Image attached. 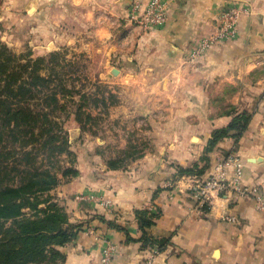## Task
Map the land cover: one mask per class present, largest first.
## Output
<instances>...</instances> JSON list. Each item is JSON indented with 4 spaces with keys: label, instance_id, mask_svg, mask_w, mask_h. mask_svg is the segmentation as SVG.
Segmentation results:
<instances>
[{
    "label": "crops",
    "instance_id": "obj_1",
    "mask_svg": "<svg viewBox=\"0 0 264 264\" xmlns=\"http://www.w3.org/2000/svg\"><path fill=\"white\" fill-rule=\"evenodd\" d=\"M166 1L167 22L147 32L128 21L134 0L23 2L20 21L34 20L51 52L80 48L101 70L100 83L131 87L130 108L149 133L144 155L128 168L80 173L52 192L71 222L87 225L63 249L64 264H103L109 245L115 248L110 264H264V0ZM233 5L249 11L233 39L189 61ZM233 110L251 115L247 131L208 151ZM230 160V184L235 187L236 160L239 187L257 189L261 200L232 188L214 193L210 206L199 205L193 187ZM181 168L193 173L180 174ZM145 210L155 215L146 244L137 216ZM160 240H167L164 247L155 243Z\"/></svg>",
    "mask_w": 264,
    "mask_h": 264
},
{
    "label": "trees",
    "instance_id": "obj_2",
    "mask_svg": "<svg viewBox=\"0 0 264 264\" xmlns=\"http://www.w3.org/2000/svg\"><path fill=\"white\" fill-rule=\"evenodd\" d=\"M61 56L58 52L37 58L32 53L18 55L0 41V264H64L63 249L87 226L71 222L52 195L62 181L80 175L71 162L63 160L66 156L73 161L74 153L60 116L65 113L66 119L69 117L63 99L71 94L55 71ZM84 114L81 106L78 121ZM229 115L232 121L215 130L208 151L225 138L239 141L247 131L248 112L233 110ZM86 117L92 119L90 114ZM144 151L130 145L125 154L134 161ZM120 163L123 158L111 160L108 169L120 170ZM192 173L193 169H180V174ZM137 216L141 239L149 243L145 231L154 225L155 215L145 210ZM101 221L109 227L115 225L104 218ZM155 243L164 247L167 240Z\"/></svg>",
    "mask_w": 264,
    "mask_h": 264
},
{
    "label": "rangeland",
    "instance_id": "obj_3",
    "mask_svg": "<svg viewBox=\"0 0 264 264\" xmlns=\"http://www.w3.org/2000/svg\"><path fill=\"white\" fill-rule=\"evenodd\" d=\"M148 1L143 0L145 3ZM23 2L24 0H0V41L7 44L18 55L32 53L34 58L48 57L53 53L51 52L53 46L44 38L36 36L34 20L20 21ZM226 10L227 8H224L218 16L216 27L219 26V19ZM142 30L149 31L146 27ZM62 40L65 45V38H60V42ZM58 53L62 56L55 71L60 73L62 80L71 90L69 96L62 97L68 108L69 117L66 119L65 113H60V116L65 121L64 127L68 131L72 145L71 151L74 153L73 161L66 156L63 160L67 164L71 162L70 164L80 173L92 172L96 176L112 171L108 169V162L111 160H122L123 158L124 163H120V169L128 168L133 161L132 158L126 156L125 151L130 148V145L145 150L149 135L147 124L140 112L130 108L129 98L133 93L131 87L125 90L111 83H100L103 81L101 70L95 67L94 62L90 61L80 48L77 51L65 48ZM190 56L188 60L193 61ZM43 74L48 75L49 72L43 71ZM58 82L57 79L55 83L59 84ZM84 94L87 97L85 99H83ZM119 94H123L121 105L117 98ZM81 106L85 114L81 121H78L76 115ZM87 114L92 116L89 121ZM138 124L139 127H136ZM74 179L64 180L59 186L62 187ZM54 200L64 207L56 195H54Z\"/></svg>",
    "mask_w": 264,
    "mask_h": 264
},
{
    "label": "built area",
    "instance_id": "obj_4",
    "mask_svg": "<svg viewBox=\"0 0 264 264\" xmlns=\"http://www.w3.org/2000/svg\"><path fill=\"white\" fill-rule=\"evenodd\" d=\"M168 2L166 0H149L148 2H143V0H135L130 6L128 13V21L133 25H137L141 28H147L149 31L159 29L165 25L168 19L167 15ZM249 11L243 7L233 5L230 6L220 17L219 26L216 28L215 32L207 39L203 40L201 46L194 50L190 55L191 59L195 60L204 55L207 50L211 49L216 44L220 42L227 41L233 38L238 32V24L243 15L248 14ZM232 160L227 164L220 163L215 168L214 173L207 178V180L199 182L193 187L195 192L194 197L197 203L201 206L211 205L214 193H226L230 189L234 188L240 191L244 195H253L258 200L259 192L257 189H250L247 187H239L240 177L242 175V165L238 161H233L236 171L234 176L235 187L230 184L228 180L227 166L231 165ZM258 194V195H257ZM84 199L85 196H79L78 199ZM93 199H97L96 196H91ZM230 220L235 221L234 218ZM115 253V248L113 245H109L103 252L102 263L110 264Z\"/></svg>",
    "mask_w": 264,
    "mask_h": 264
},
{
    "label": "water",
    "instance_id": "obj_5",
    "mask_svg": "<svg viewBox=\"0 0 264 264\" xmlns=\"http://www.w3.org/2000/svg\"><path fill=\"white\" fill-rule=\"evenodd\" d=\"M117 73H118L117 69L113 70V72H112V74H114V75H116Z\"/></svg>",
    "mask_w": 264,
    "mask_h": 264
}]
</instances>
